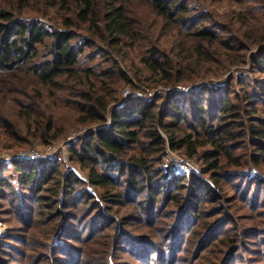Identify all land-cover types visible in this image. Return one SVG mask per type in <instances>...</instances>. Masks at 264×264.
I'll list each match as a JSON object with an SVG mask.
<instances>
[{
  "label": "trees",
  "instance_id": "16d2710c",
  "mask_svg": "<svg viewBox=\"0 0 264 264\" xmlns=\"http://www.w3.org/2000/svg\"><path fill=\"white\" fill-rule=\"evenodd\" d=\"M249 2L250 14L264 12V0ZM206 3L0 0L3 127L19 137L5 108L13 97L19 117L36 122L29 136L57 141L54 119L39 115L44 91L77 108L82 126L109 121L70 147L86 179L59 160L0 166V201L19 225L0 243V264H264V24L240 14L224 25ZM146 12L156 18L146 21ZM139 45L147 70L140 80L164 93L131 97L109 120L121 101L116 89L105 83L101 92L81 60L127 57ZM245 64L247 74L225 86L167 91ZM170 153L202 171L166 169Z\"/></svg>",
  "mask_w": 264,
  "mask_h": 264
},
{
  "label": "rangeland",
  "instance_id": "374dc122",
  "mask_svg": "<svg viewBox=\"0 0 264 264\" xmlns=\"http://www.w3.org/2000/svg\"><path fill=\"white\" fill-rule=\"evenodd\" d=\"M249 1L244 0V2H240V0H206L207 8L217 16L218 22L221 21L224 25L233 26L240 17V14H243L246 19L248 25L251 23L264 24V12L255 11L254 14H250L251 10L249 9V5L251 4ZM50 14H55V10H50ZM146 15H143L146 21H153L156 17L150 15L149 12H146ZM37 16V15H36ZM142 16V15H141ZM255 17L257 21H255ZM152 19V20H151ZM47 23L51 21L49 19H45ZM44 20V21H45ZM231 24V25H230ZM157 25V24H155ZM152 28V27H151ZM153 29H156L155 27ZM164 33H167L165 30ZM168 41H171L173 38L167 37L165 38ZM177 42L180 41V38H174ZM93 56V55H92ZM92 56L83 57L80 63L79 69H88L94 68V80L98 89L101 92H105V83L112 86V89H116L114 92V97H117L121 101L116 104H112L109 107V116L113 110L119 109V105L123 104L125 101L124 93L126 90H129L134 97H137L138 93L143 94L141 98L150 99L147 97H151L150 93L153 94H161L164 93V89L161 87H152L140 80V77L143 75H147L146 67L141 63V59L145 56L144 47L141 45L137 46L134 51L130 53L127 57L125 56H113L112 59L109 57H103L102 54L96 55L94 58ZM117 63V64H116ZM249 66L241 65L236 66L231 69L228 73H226L220 79H210V78H201L194 82L192 85H199V88L196 91H199L203 87L210 86L212 88H218L225 86L227 80L230 76H235L240 78L247 74ZM110 69L113 74L111 77L102 76V71H108ZM119 69L127 73L129 77H131L136 84V88L133 89L130 86L124 85L122 82L123 79L119 74ZM137 75H139L137 77ZM148 77V76H147ZM190 85V86H192ZM180 86V85H178ZM182 86V85H181ZM180 86V87H181ZM177 87V86H176ZM185 87V86H184ZM189 86L185 87L188 88ZM168 91V90H167ZM111 92V91H110ZM166 92V91H165ZM195 91H180V93H192ZM113 93V92H112ZM179 93V92H172ZM7 106H5L6 111L9 117L12 120H15V124L18 130H20L19 137H15L10 134L5 127H3L2 122L0 121V166L3 164L10 165L11 162L15 161H25L17 159L21 157L22 154H27L35 151L42 152L43 154L46 150L51 149L53 152V156L50 161L59 160L65 169L68 171L76 172L80 177L86 179V174L82 173L71 161H70V147L78 140L87 135L89 132H92L97 129L104 128L109 125V121L105 125H86L82 126L78 121V110L74 106H68L64 103V101L59 96H53L49 91H44V102L41 103L39 109V115L41 119L47 120L50 117L54 119V123L56 129L54 133L61 134V137L53 142L50 145H44L39 140H35L34 137L29 136V127L32 125L31 133L36 131V122L34 120H30V122H26V119H22L21 116L22 106L20 105V100H16L13 97H9L6 101ZM28 131V132H26ZM36 133V132H35ZM53 133L51 134V136ZM40 136V135H39ZM14 157V158H13ZM12 158V160H10ZM164 167L167 169L168 165H173L180 172H195L196 174H200L202 171L201 164L193 159L184 158L178 154L170 153L168 157L165 159ZM3 175H8L5 172ZM89 191H93L91 188ZM11 209L8 207L6 203L0 201V243L5 240L7 235H9V231L15 227H19V225L13 224V218L9 215ZM241 215H250L247 210H244ZM74 225L76 222H73ZM79 228L78 226H75ZM76 230V229H75ZM73 231V230H72ZM22 234V233H21ZM52 244H57V238L55 237L52 240ZM17 245V244H14ZM19 245V244H18ZM19 247V246H18ZM126 262V261H125ZM115 263V262H114ZM112 262V264H114ZM14 264V263H13Z\"/></svg>",
  "mask_w": 264,
  "mask_h": 264
},
{
  "label": "built area",
  "instance_id": "2783aa9c",
  "mask_svg": "<svg viewBox=\"0 0 264 264\" xmlns=\"http://www.w3.org/2000/svg\"><path fill=\"white\" fill-rule=\"evenodd\" d=\"M198 88H199L198 84L189 86L188 88H185L184 86H181V87L177 86V87L168 89V92L172 93V92H180V91H196ZM150 95H152V96L147 97V98L153 97L152 93H150ZM135 96L142 97L143 94L138 93ZM131 97H134V95L131 94V92L129 90H126V92L124 93L125 101ZM122 105L123 104L119 105V108H121ZM52 156H53V152H51V149H48V150H46V152L44 154L42 152L35 151V152L27 153V154H22L21 157H18L17 159L25 160V161H37V160H47V159L50 160ZM10 160H12V158Z\"/></svg>",
  "mask_w": 264,
  "mask_h": 264
}]
</instances>
